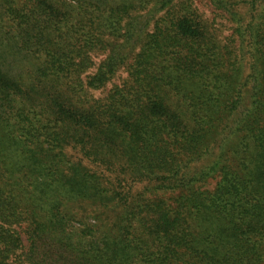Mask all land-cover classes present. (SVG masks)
I'll list each match as a JSON object with an SVG mask.
<instances>
[{"label":"trees","instance_id":"1","mask_svg":"<svg viewBox=\"0 0 264 264\" xmlns=\"http://www.w3.org/2000/svg\"><path fill=\"white\" fill-rule=\"evenodd\" d=\"M202 1L0 0V264H264V0Z\"/></svg>","mask_w":264,"mask_h":264},{"label":"rangeland","instance_id":"2","mask_svg":"<svg viewBox=\"0 0 264 264\" xmlns=\"http://www.w3.org/2000/svg\"><path fill=\"white\" fill-rule=\"evenodd\" d=\"M195 1H196V5L200 8L201 12L203 13L204 16H206V18L213 17L214 11L212 10L211 7L207 6V4H205V2H203L202 0H195Z\"/></svg>","mask_w":264,"mask_h":264}]
</instances>
